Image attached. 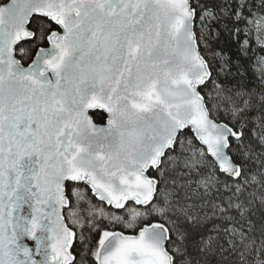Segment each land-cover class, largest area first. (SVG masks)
Listing matches in <instances>:
<instances>
[{
  "label": "snow or ice",
  "instance_id": "snow-or-ice-1",
  "mask_svg": "<svg viewBox=\"0 0 264 264\" xmlns=\"http://www.w3.org/2000/svg\"><path fill=\"white\" fill-rule=\"evenodd\" d=\"M0 264H264V0H0Z\"/></svg>",
  "mask_w": 264,
  "mask_h": 264
},
{
  "label": "water",
  "instance_id": "water-1",
  "mask_svg": "<svg viewBox=\"0 0 264 264\" xmlns=\"http://www.w3.org/2000/svg\"><path fill=\"white\" fill-rule=\"evenodd\" d=\"M47 47V45H46ZM94 114H102L104 116V120L102 123H97L94 118H93V115ZM89 115L92 117L94 123L98 124V125H101L103 126L104 124H106V120H107V113L104 112L102 109H95V110H89Z\"/></svg>",
  "mask_w": 264,
  "mask_h": 264
},
{
  "label": "trees",
  "instance_id": "trees-1",
  "mask_svg": "<svg viewBox=\"0 0 264 264\" xmlns=\"http://www.w3.org/2000/svg\"><path fill=\"white\" fill-rule=\"evenodd\" d=\"M30 62V61H29ZM93 118L94 120L97 122V123H102L103 120H104V116L102 114H94L93 115ZM117 230H120V229H117Z\"/></svg>",
  "mask_w": 264,
  "mask_h": 264
},
{
  "label": "flooded vegetation",
  "instance_id": "flooded-vegetation-1",
  "mask_svg": "<svg viewBox=\"0 0 264 264\" xmlns=\"http://www.w3.org/2000/svg\"><path fill=\"white\" fill-rule=\"evenodd\" d=\"M45 47H46V45H45Z\"/></svg>",
  "mask_w": 264,
  "mask_h": 264
}]
</instances>
